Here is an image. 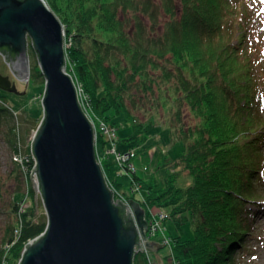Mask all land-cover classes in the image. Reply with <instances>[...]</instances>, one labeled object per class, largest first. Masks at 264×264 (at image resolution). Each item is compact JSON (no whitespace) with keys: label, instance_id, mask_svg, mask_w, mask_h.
Returning <instances> with one entry per match:
<instances>
[{"label":"trees","instance_id":"1","mask_svg":"<svg viewBox=\"0 0 264 264\" xmlns=\"http://www.w3.org/2000/svg\"><path fill=\"white\" fill-rule=\"evenodd\" d=\"M45 1L70 39L67 71L86 94V107L81 104L91 119L117 128L114 119L123 113L134 125L131 144L149 129L138 115L170 106L171 136L183 143V154L169 164L161 190L116 163L132 185L148 191L144 200L130 198L145 210L165 209L178 230L192 226L190 240L168 233L178 264H232L256 215L239 216L236 209L249 202L260 211L264 181V64L246 0ZM8 114L0 106V133ZM33 125L37 130L40 122ZM107 152L100 133L98 153L118 189L104 166L112 157ZM181 173L193 177L187 189L175 186ZM16 181L14 194H22L20 173ZM10 208L0 264H20L29 242L47 229L36 203L24 209L11 201ZM134 264H150L147 253L137 250Z\"/></svg>","mask_w":264,"mask_h":264},{"label":"water","instance_id":"2","mask_svg":"<svg viewBox=\"0 0 264 264\" xmlns=\"http://www.w3.org/2000/svg\"><path fill=\"white\" fill-rule=\"evenodd\" d=\"M29 40L45 79L31 179L37 214L39 192L48 224L26 246L20 264H134L137 247L152 248L146 211L134 199L129 200L132 213L122 201L114 203L98 161L94 126L67 71L61 22L44 0H0V52L22 93L2 74L1 91L26 93Z\"/></svg>","mask_w":264,"mask_h":264},{"label":"rangeland","instance_id":"3","mask_svg":"<svg viewBox=\"0 0 264 264\" xmlns=\"http://www.w3.org/2000/svg\"><path fill=\"white\" fill-rule=\"evenodd\" d=\"M245 2L246 7H250L252 10V25L255 28L258 38L257 44L262 48L261 56L264 64V0H246ZM63 29L66 40L68 41L67 32L64 27ZM68 43H71L70 39ZM68 50L69 47L67 49L65 48V51ZM28 67L29 76L25 94L16 95L0 90V106H4L9 111L7 115V119H9L7 120V130H3L0 133V244L6 226H8L10 220H12L10 217L11 215L8 213L11 209L10 202H17L24 209L36 203L35 197L37 191L35 190V183L31 179L32 172H29V166L32 162L33 165L36 166V161L32 156V151L30 158L25 155L28 154V149L32 148L34 136L38 130L34 129L36 126L33 124L37 121L41 123L44 117L42 100L45 91V79L40 71L38 58L33 51L31 42L29 45ZM0 74L9 77L11 81L16 84L18 91L22 93L20 81L12 71L11 66L7 64L6 58L2 53H0ZM73 75L71 76L75 81V76ZM75 83L77 85L76 81ZM77 89L79 98L86 107L84 102V96L86 94L78 85ZM262 100L261 110L264 117V95ZM87 113L92 115L90 109H88ZM139 113L140 111L137 112V115ZM170 115V106H164L160 110L153 111L152 115L151 113L144 117L138 115L137 121L139 120L141 122L145 120L146 124L144 125L149 126V129L143 134V140L131 144L128 143V140L134 134V125L127 120L123 113L116 116L114 119L117 128L105 121L107 125H110L111 128L116 130V142L121 152L127 153L131 150L136 151L137 158L133 160V165L137 176L140 177L143 182L145 181L151 184L156 190H161L165 187L166 174L172 170L169 164H173L177 161L182 156L184 150L182 142L172 139ZM12 126L14 129L10 132V127ZM108 144L110 145V143L106 141L107 150L109 147ZM262 149L264 151V147ZM104 166L106 169L108 168L109 176L120 185L117 190L121 196L128 199V202L131 199V195L134 194L136 199L140 200H144L147 197L148 191L145 189L139 191L140 186L136 184L132 185L130 175H128L125 170L122 171L113 157L106 159ZM18 173L21 174L23 182L22 194H14V191L19 188L17 187L18 181H16V175ZM34 177L36 179V176ZM192 184L193 177L188 173L179 174L175 182V186L180 189H187ZM259 188L263 189V193H259L262 195V201L258 203V206L261 207L260 211L257 210L256 205L249 202L243 206L242 210L239 211V209H236L239 216L242 215L246 217L247 213L250 212H256V215H254L252 229L248 233L245 242L241 243L240 246L238 243L236 245V248L240 247V251L237 250L236 253L229 258V263L264 264V181L259 184ZM32 196L35 197L32 198ZM37 202H39V205L37 204L39 210L37 215L40 220L43 219L48 224V218L39 192ZM146 211V218L149 222L155 216L159 217L162 215L161 213H166L165 209L157 207L148 208ZM164 216L166 224L162 226L163 231L161 230L160 236L157 235L155 238H149L152 240L149 241L152 248L147 250L146 253L150 264H178L173 251V239L169 238V234L173 237L182 236L183 240H190L193 238L191 225L182 226V229L178 230L175 223L167 219L168 217L166 215ZM250 216L251 215L248 214V218H250Z\"/></svg>","mask_w":264,"mask_h":264},{"label":"built area","instance_id":"4","mask_svg":"<svg viewBox=\"0 0 264 264\" xmlns=\"http://www.w3.org/2000/svg\"><path fill=\"white\" fill-rule=\"evenodd\" d=\"M64 46L67 49L68 47H70V44H68V41L66 40V35L64 33ZM81 101V100H80ZM85 111V110H84ZM87 114V112H86ZM87 116L89 117V119L91 120L93 126H94V131H95V146H96V151H97V157H98V161L99 164L101 165L103 171V163H102V159L98 153V142H99V134L102 133V136L105 137L106 141H108L110 143V145L108 144V152L107 155L112 156L114 158V161L120 166H126L131 170H135L134 166L132 164L133 159L136 157V152L135 151H130L128 153H123L121 151H119L118 149V145L116 142V130L111 128L110 125H107V123L102 122L97 123L95 122L93 119H91V117L89 116V114H87ZM35 168V165H34ZM33 172V171H31ZM105 174V171H104ZM108 186L110 188L111 191H113L114 193V203L116 205H118L117 200L122 201L124 204L127 205V212L128 209L130 211V213H132V209L131 206L129 205L128 199L124 198L123 196H121V194L119 193V191L115 188V186L113 185V183L109 180V178H107V175L105 174ZM37 179V178H36ZM38 183V181H37ZM140 191V188H139ZM162 214V213H161ZM165 214L163 213L162 215L155 216L154 218H152V220L149 222V237L150 238H155L158 236H160L161 234V230L163 231V225L165 224ZM169 245V242H168Z\"/></svg>","mask_w":264,"mask_h":264},{"label":"bare ground","instance_id":"5","mask_svg":"<svg viewBox=\"0 0 264 264\" xmlns=\"http://www.w3.org/2000/svg\"><path fill=\"white\" fill-rule=\"evenodd\" d=\"M261 192L263 193V189L261 190Z\"/></svg>","mask_w":264,"mask_h":264}]
</instances>
